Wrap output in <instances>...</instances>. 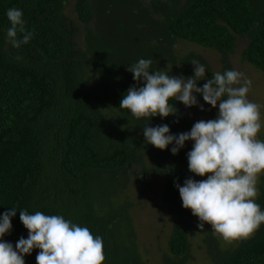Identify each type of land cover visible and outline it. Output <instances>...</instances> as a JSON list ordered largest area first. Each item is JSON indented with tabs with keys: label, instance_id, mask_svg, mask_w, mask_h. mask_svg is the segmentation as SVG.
I'll return each mask as SVG.
<instances>
[{
	"label": "trees",
	"instance_id": "1",
	"mask_svg": "<svg viewBox=\"0 0 264 264\" xmlns=\"http://www.w3.org/2000/svg\"><path fill=\"white\" fill-rule=\"evenodd\" d=\"M68 3L0 0V214L17 210L11 230L0 239L15 246L21 237L27 238L19 211H41L62 215L102 237L103 264H152L137 242L132 221L129 181L136 165L137 176L162 172L166 204L174 213L168 253L163 252L160 264H185L192 213L179 209L176 184L182 186L188 178L201 180L187 167L193 141H185L173 155L174 144L165 150L147 144L143 127L167 124L175 135L182 133L183 123L191 126L188 119L183 121L184 105L179 101H169L178 111L165 118L136 119L119 108L126 90L140 86L128 68L136 60L151 59L150 71L188 78L194 74L189 62L194 56L206 70L205 78L196 82L202 87L213 73L233 70L230 54L237 34L246 39L241 59L264 70V0H73L72 15V8L70 14L66 10ZM151 3L150 11L144 9ZM10 8L22 10L25 30L32 33L31 40L18 48L3 44L11 26L6 16ZM103 15L105 25L114 20L120 29L107 34L105 27L94 36L85 34L86 24L100 26ZM177 38L215 49L220 66L210 67L194 52L174 57L164 47ZM117 68L128 81L122 88L105 81L106 74ZM193 94L208 117V108H214L203 104L201 94ZM196 106L188 108L193 111ZM209 115L214 119L213 113ZM125 176L128 184L119 188ZM108 180L117 190L106 185ZM258 188L256 202L264 210V176ZM200 232L205 243L211 240L219 248L213 264H264V224L251 238L233 244L217 239L210 226ZM38 251L26 254L25 264H36Z\"/></svg>",
	"mask_w": 264,
	"mask_h": 264
},
{
	"label": "clouds",
	"instance_id": "2",
	"mask_svg": "<svg viewBox=\"0 0 264 264\" xmlns=\"http://www.w3.org/2000/svg\"><path fill=\"white\" fill-rule=\"evenodd\" d=\"M6 16L11 26L3 44L6 41V48L27 44L32 33L25 30L22 10L10 8ZM18 33L22 38L17 39ZM191 63L194 74L185 78L150 71L152 60L140 59L128 68L140 86L126 90L119 108L128 110L136 119L165 118L178 111L170 100L186 108L198 105L193 93L201 94L203 101L214 108H208L214 119L204 116L205 120L196 121L190 131L174 135L167 124L147 125L143 136L147 144L160 150L174 144L170 150L173 155L185 141H193L187 153L188 170L206 179L188 178L182 186L176 184L182 207L198 218L199 228L208 224L217 239L233 244L251 238L264 224V210L256 202L260 177L264 176V140L258 138L264 128L261 105L247 98L252 82L243 78V73L215 72L198 87L196 82L205 78L206 70L196 60ZM199 107L203 110V105ZM16 211L11 208L0 214V238L11 230ZM19 220L27 229V238L21 237L15 246L0 239V264H25L24 256L33 249L39 250L36 264H103L106 259L102 237L62 215L21 210Z\"/></svg>",
	"mask_w": 264,
	"mask_h": 264
},
{
	"label": "rangeland",
	"instance_id": "3",
	"mask_svg": "<svg viewBox=\"0 0 264 264\" xmlns=\"http://www.w3.org/2000/svg\"><path fill=\"white\" fill-rule=\"evenodd\" d=\"M72 3L73 0H69L68 6L66 7V10L69 12L68 14L71 13L72 8L71 15L73 14ZM153 4L154 3H151L148 6H144V9L148 8L150 11ZM168 4L165 7L166 9H168ZM135 6L138 7L137 4ZM126 10H128L129 12V8H126ZM143 14L146 15L145 13H141V15ZM105 18L106 16L103 15L102 21L100 22V26H97L95 23H87L84 28L85 34L87 33L90 37L94 36L95 33L104 32L105 27H107V34H110L112 31H115V27L120 29L119 23L114 20H107V24L105 25ZM76 19L77 16L75 17V20ZM79 33L80 32H78V36L80 37ZM235 36L236 46L230 54L233 70L243 73V78L251 80L252 84L250 91L247 94V98L250 101L261 105V115L262 119H264V70L257 68L241 59L240 50L246 43V39L237 34H235ZM164 49L169 53L173 52V55L176 58H178L181 54H188V52H194L196 54L202 55L203 58L209 63L210 67L213 68L215 66H220L218 57L219 54L215 49L204 48L194 42H188L182 39L170 40L169 47H164ZM194 58L195 57L192 56L189 59V62L193 61ZM134 60L136 59L134 58ZM136 62L138 61L136 60ZM114 70V73L106 74V84L108 85V82H111L120 85L121 88L126 86L128 81L124 78V72H121V69L119 68ZM204 104L207 103L204 102ZM196 107L197 108L193 111L190 110L188 107H183V121L185 122L188 119V124L191 127L196 121L201 119L205 120L202 110H198V105ZM117 113L118 112L115 110L114 114L117 115ZM208 115L209 112L206 113V116ZM174 119L175 117L171 120L173 121ZM183 125L181 126L182 132L190 131L189 126L183 127ZM178 127L179 123L177 120L174 128L178 129ZM260 135L264 140V128H262L259 136ZM148 165L151 166L150 163H148ZM157 167L160 168L161 166H156V168ZM137 169L138 167L136 165L132 166L131 170L133 174L131 173L129 181V188L132 196L131 214L136 233V239L140 248L144 250V257L146 259H149L150 263L152 264H160L162 254L164 251L167 250L169 235L172 231L174 224V220L172 218V215L174 213L170 211L166 204L168 202V194L165 190V180L164 176L162 175V172L156 171L154 173H148L145 177V174H143L144 176L142 174H139L137 176L135 174ZM201 179H206V176L201 177ZM127 184V177L125 176L120 179L118 187L125 188ZM106 185L111 190H117L115 189V186L112 181L109 182L108 180L106 182ZM170 207L172 210L171 203ZM178 207L185 215H188L186 211L188 209L183 208L182 203H179ZM191 220L192 222H190L188 238V241L190 242V248L186 257L185 264H213V254L216 250L218 251L219 248L217 245H214L211 240L206 241L205 243L206 236L202 232H200L201 228L198 227V218L196 216L191 215ZM208 226L210 225L205 224L203 228ZM167 253L168 251H166L164 255H166Z\"/></svg>",
	"mask_w": 264,
	"mask_h": 264
}]
</instances>
